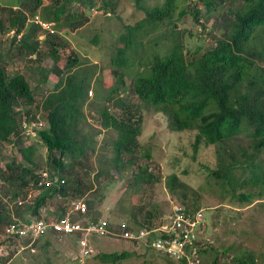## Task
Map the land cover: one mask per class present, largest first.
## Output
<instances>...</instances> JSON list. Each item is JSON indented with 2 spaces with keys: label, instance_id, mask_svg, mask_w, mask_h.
Returning a JSON list of instances; mask_svg holds the SVG:
<instances>
[{
  "label": "trees",
  "instance_id": "1",
  "mask_svg": "<svg viewBox=\"0 0 264 264\" xmlns=\"http://www.w3.org/2000/svg\"><path fill=\"white\" fill-rule=\"evenodd\" d=\"M65 1L49 0L44 6L48 11L45 19L54 22V27L60 24L76 30L84 26L92 16L90 9L70 12ZM81 2L96 7L92 0ZM44 3L45 0H21L17 7L0 4V10L8 15L5 20L0 19V29L4 33L14 32L12 40L18 42L16 57L40 66L50 58L53 65L45 79L50 74L58 78L51 89L39 92L26 73L11 72L7 62L0 64V144L1 147L12 144L21 153V159L15 153L9 155L4 166L0 158V246H14L10 257L19 246L17 238L6 233L10 223L23 218L30 220L31 215L45 217L40 210L53 196H60L63 201L84 196L94 188L92 173L96 172L98 180L105 175L112 177L111 172L118 174L128 166L137 165L141 159L152 158L151 147L145 149L140 141L144 106L137 100L165 116L169 129L193 133L190 145L194 160L207 148H213L215 166L203 162L202 167L207 171L208 185L211 187L213 182L222 199L224 191L230 190L231 196L242 203L261 200L264 205V0H192L196 21L203 11L201 4L208 15L218 11L214 25L218 34L211 31L213 41L194 50L181 41L180 33L175 30L173 15L178 0H164L162 5L151 8L136 0V7L145 16L134 24H127L119 36L116 54L110 58L115 66L112 74L116 75V82L103 96L105 103L100 113L90 112L101 129L116 133L111 143L110 167L99 171L90 162L97 150L99 132L89 137L83 131L90 115L88 109L96 103L91 102L94 95L91 87L97 65L86 64L74 49L67 50L68 42L57 32H46L34 23L28 26L29 18L37 15ZM97 8L103 14H112L111 1ZM187 12L184 9L180 14ZM166 20L174 28L173 45L164 54L139 57L143 51L141 55L138 51L145 46L143 38ZM18 34H22L21 38ZM159 41L160 35L154 39L155 44ZM131 55L146 65L141 70L140 64L128 83L124 69L134 65ZM131 94L136 100L130 98ZM96 97L100 95L97 93ZM39 118L44 119L46 127L39 130L36 138L48 148L49 157H53L50 162L58 171L57 178L50 174L54 182L50 187L38 185L40 171L46 169L39 170L41 155L35 138L25 133L23 124L24 119ZM56 151L58 157L54 155ZM133 180L139 187L153 188L162 177L146 164ZM167 185L186 213L202 209L199 193L176 172L169 174ZM33 189L39 191L34 197ZM17 199L23 203H17ZM86 202L88 217L93 218L95 200L89 198ZM66 205L61 206L59 214L67 211ZM152 209H147L142 221L136 213L131 214L130 220L149 227L162 222V219L153 220L160 209L154 205ZM242 215L240 210L234 211L236 218ZM199 243L202 264L206 256L211 258L208 264H221L223 257L231 264H258L252 250L235 249L234 244L219 248L207 238L200 239ZM129 255L128 251L97 254L105 262H116Z\"/></svg>",
  "mask_w": 264,
  "mask_h": 264
},
{
  "label": "rangeland",
  "instance_id": "2",
  "mask_svg": "<svg viewBox=\"0 0 264 264\" xmlns=\"http://www.w3.org/2000/svg\"><path fill=\"white\" fill-rule=\"evenodd\" d=\"M21 0H0L2 5L19 6ZM94 6L103 7L106 2L112 3V14L106 15L103 13L92 15L89 21L82 27L74 30L70 26L56 24V32L65 38L68 42L67 50L74 49L81 60L86 64H96V75L93 80L91 89L94 95L91 102L94 103L90 108L88 104L89 116L83 125L84 133L91 135L97 134V150L91 156L90 162L96 168V171L101 168L110 167V160L113 156L112 141L116 137V133L112 129L100 128L96 120H92L91 113L99 114L100 108L105 103L103 96L108 90L113 87L116 82V75L112 74L115 66L111 63V55L116 54V48L120 44L118 39L125 30L127 24H134L142 19L145 14L139 10L136 5V0H92ZM196 1V0H194ZM67 11L82 12L90 9L89 3H83L81 0H66ZM164 0H142V4L151 8L156 5H162ZM49 0H45L43 6L40 7L37 14L44 20L46 5ZM194 4L192 0H178V7L174 11L173 19L177 25L176 33H180V39L190 49L194 50L197 46L207 45L211 43L214 37L211 31L217 35L218 32L214 25L218 21V11L212 12L208 15L205 7L202 6V14L199 21H196L193 15ZM186 9L188 12L181 15V11ZM102 11V10H101ZM7 14L0 10V19L5 20ZM29 21V20H28ZM62 22V21H61ZM32 23L29 21L28 26ZM173 25L166 20L161 23L150 35L143 38L144 49L143 57L151 55L152 53L164 54L173 45ZM160 35L159 43L154 42V39ZM178 35V34H177ZM212 35V36H210ZM12 32L4 33L0 29V59L1 63L8 64L11 72L23 71L32 81L34 87L39 92L46 89H51L58 78L54 74L48 75L45 79L46 73H49L53 65V61L48 58L42 66L33 61L19 60L16 55V45L18 42H13ZM132 53V51L130 52ZM138 56V55H137ZM131 57V62L134 63L132 67H127L124 71L127 74L128 83L134 77V72L141 64V70L146 64H142L140 60ZM138 57V58H139ZM32 57L31 59H34ZM44 66V67H43ZM145 68V67H144ZM143 68V69H144ZM38 86V87H37ZM97 93L100 97H96ZM130 98L134 101L136 97L132 94ZM143 107L142 123L143 132L140 141L145 149L150 148L152 158H144L137 162L133 167L128 166L122 172L115 174L111 172V176H101L99 180L92 173L91 180L94 183L93 190L86 193L85 199L95 200V205L92 215L103 218H111L114 221H119L124 218L129 219L132 213L138 215L140 221L143 220L148 208L152 209V205L160 212L156 214L157 219H169L168 216L172 207L177 204L176 196H172L167 185L169 174L176 172L179 177L189 184L201 196L200 206L203 209L205 220L208 223L207 239H209L214 246L219 248L234 244L235 249L252 250L256 254L258 264H264V205L261 200L255 201L252 204L242 203L231 196L230 190L224 191L223 199L220 190L212 182L211 187L207 183V171L202 167V163H208L212 166L216 164V158L213 148H207L201 152L194 160L191 158L193 150L191 148V141L193 140V133L185 131H173L168 128L166 117L157 112L153 107L146 108V105L137 100ZM97 104V105H96ZM101 133V134H100ZM34 142L37 145L38 155L42 167L50 174L57 178L58 171L54 168L52 162L53 157H49L48 148L44 143L35 138ZM0 158L1 165L4 166L7 157L13 153L17 154L21 159V153L14 145L0 144ZM54 155L59 156V152ZM149 164L150 169L154 172L160 173L162 180L153 188L146 186H137L134 184V176L139 172L140 167ZM86 181L89 182L88 177L84 175ZM38 190L34 191L33 197L38 194ZM81 197V196H79ZM77 198L72 196L70 201ZM16 201V200H15ZM10 202L12 207L14 203ZM70 201H63L60 196H53L48 199L46 205L40 210L42 215H58L61 206L65 204L69 206ZM140 206L143 208L140 209ZM25 210V209H24ZM153 210V209H152ZM240 210L243 215L241 218L234 216V211ZM24 214V213H23ZM25 214L26 211H25ZM30 216V215H29ZM213 216V218H212ZM31 219L36 215L30 216ZM215 221V222H213ZM227 223V224H226ZM235 229V233L230 230ZM225 230H228L225 232ZM247 230V232L245 231ZM209 231V232H208ZM205 235V234H204ZM219 237V238H218ZM214 238V239H213ZM91 247L95 254L92 256H84V261H81V246L79 244V235L63 234L52 235L48 234L41 237L35 244V250L23 249L21 252L16 247V254L10 257L9 253L14 246L4 244L0 246V263L1 264H183L180 261L174 260L163 252L149 247L142 242H134L130 240H114L109 237H98L96 235H89L88 237ZM128 251L130 255L126 258L120 259L116 262H105L97 254L123 252ZM222 252V251H220ZM221 258L222 254L219 253ZM234 254V253H233ZM226 256V255H225ZM211 258L204 259V264H208ZM221 264H231L229 259L223 257L220 260Z\"/></svg>",
  "mask_w": 264,
  "mask_h": 264
},
{
  "label": "built area",
  "instance_id": "3",
  "mask_svg": "<svg viewBox=\"0 0 264 264\" xmlns=\"http://www.w3.org/2000/svg\"><path fill=\"white\" fill-rule=\"evenodd\" d=\"M90 12L91 15L102 13L97 7H91ZM29 21L40 26L46 32H56L54 22L44 20L39 15L30 17ZM21 36L22 34H18V38ZM23 122L25 133L34 138L38 136L39 130L46 127V122L41 118L30 121L24 119ZM40 172L41 179L38 185L52 186L54 182L50 178V173L47 170ZM62 183H64L63 179ZM17 203L22 204L23 200L17 199ZM88 214L89 207L86 199L77 197L69 202L66 212L54 216L45 215L43 218L35 217L30 220L17 219L7 226L6 233L10 237L17 238L19 252L23 249L34 251L36 242L48 234H76L80 238L82 254L80 259L84 261V256L95 254L88 239L89 235L93 234L114 240L142 242L183 264H202L199 242L200 239L207 238L208 229L203 209L195 213H186L180 205L175 204L168 216L169 219L164 220V218L162 222L150 227L139 226L126 218L114 221L111 218L96 215L90 218Z\"/></svg>",
  "mask_w": 264,
  "mask_h": 264
},
{
  "label": "clouds",
  "instance_id": "4",
  "mask_svg": "<svg viewBox=\"0 0 264 264\" xmlns=\"http://www.w3.org/2000/svg\"><path fill=\"white\" fill-rule=\"evenodd\" d=\"M38 15V14H37ZM50 22V21H49ZM55 24V23H54ZM23 219H25V218H23Z\"/></svg>",
  "mask_w": 264,
  "mask_h": 264
}]
</instances>
